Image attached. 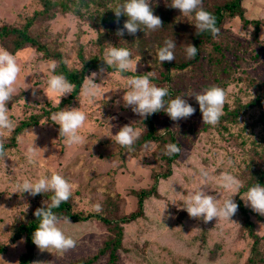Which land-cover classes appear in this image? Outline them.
Masks as SVG:
<instances>
[{
	"label": "rangeland",
	"instance_id": "rangeland-1",
	"mask_svg": "<svg viewBox=\"0 0 264 264\" xmlns=\"http://www.w3.org/2000/svg\"><path fill=\"white\" fill-rule=\"evenodd\" d=\"M240 5L245 20L259 21L257 31L252 25L244 26L238 17L225 19L219 36L213 39L220 46L219 53L211 52L219 58L218 63L207 65L210 52L204 48L203 61L177 72L170 82L163 84L174 98L184 96L196 111L189 118L177 121L163 111L152 118L157 133L173 132L181 153L171 166L170 177L159 181L157 195L144 200L142 216L117 224L121 229L122 249L117 251L116 264H245L250 257L251 240L238 211L230 220L214 218L204 223L202 218H190L182 208L189 193L200 188L216 196L219 205L230 196L235 202L236 194L224 189L220 178L229 173L246 185L251 173L246 167L248 159L257 160V145L264 144V122L260 120L258 107L251 105L237 110L240 116L232 124H227L224 118L209 126L203 124L195 97L188 96L212 85L219 86L227 94L223 112L246 105L257 94L264 97V0H242ZM39 10V0H0V27L21 28ZM28 33L48 50L58 52L69 69L80 67L79 56L83 60L92 56L103 59L105 49L112 44L111 39L100 40L103 37L100 30L71 13L56 12L39 19L29 27ZM11 53L17 57L21 72L16 92L7 105L9 117L15 128L31 116L40 119L37 125L16 135L15 147L7 151L5 161L0 160V247L3 248L0 264H18L25 247L23 237L11 239L16 227L35 218V210L51 202V192L34 197L13 193L18 182L50 176L53 172L61 174L75 186L67 201L70 213L81 218L104 217L113 220V226L136 211V192L148 189L152 176L164 171V162L160 160L164 150L157 143H141L135 151L114 143L113 136L126 124H133L141 131L138 140L146 131V120L135 114L131 106L124 107L122 97L131 75L96 71L98 75L93 82L101 85L103 96L89 100L82 94L83 81L73 99L64 102L69 95L66 94L60 102L55 94L49 98L45 94L49 64L54 60L45 58L31 46ZM132 58L138 60L136 73H126H152L148 63L137 56ZM58 105L60 110L70 107L85 112V124L79 129L84 144L68 146L65 138L59 136V125L51 119L53 113L48 118L44 115ZM219 126L227 130L222 131ZM13 131H3L0 139L10 142ZM33 141L35 147L46 149L38 150L36 166L30 165L25 156ZM201 168L208 171L207 177L200 175ZM241 198L244 194L239 199L249 210L248 219L260 237L259 249L264 259V216L245 206ZM96 205L101 206L100 212L95 211ZM57 226L76 241V247L59 252L52 248L40 250L35 245L29 264H73L90 259L112 235L103 221L93 217L70 223L60 219ZM107 260L106 254L99 255L92 264H109Z\"/></svg>",
	"mask_w": 264,
	"mask_h": 264
},
{
	"label": "clouds",
	"instance_id": "clouds-1",
	"mask_svg": "<svg viewBox=\"0 0 264 264\" xmlns=\"http://www.w3.org/2000/svg\"><path fill=\"white\" fill-rule=\"evenodd\" d=\"M168 6L178 9L182 16L194 18L195 23L193 25L197 35L203 32H210L213 38L219 36L220 29L216 26V17L203 8V0H170ZM109 9L114 12L117 20L122 15L127 17L123 28L116 33L118 36H123L125 30L129 35L134 36L138 30H142L147 34V32H154L163 27L161 18L153 13L151 0H117L114 7L109 5ZM175 48L174 39L164 41V45L159 47L156 52L160 64L165 61L171 62L175 60ZM184 52L187 59H192L197 55L198 49L189 43L185 45ZM102 61L105 62L108 68H114L120 73L128 71L136 73L138 60H133L132 53L127 48L109 44V47L105 49ZM56 68L57 63L55 61L50 62L47 92L45 94L48 98L49 95L55 94L60 97L61 102V97L71 94L75 86L63 74H55ZM104 71L105 69L103 68L99 70L100 73ZM20 72L21 66L17 61V57L7 49L0 47V136H2L3 131L11 132L16 126L9 117L7 105L16 92L15 85ZM97 75V72H93L90 76H86L82 85V94L88 97L89 100L104 94L100 91L101 85L93 82ZM150 76L151 72L143 75L136 74L127 78L126 91L122 97L124 107L131 106L132 111L142 119L163 111L170 119L177 121L187 119L195 113L196 109L183 98L184 96H176L166 102L165 97L169 95V89L167 87H158L152 83ZM33 95H35V92ZM188 96H194L198 102L203 124L215 126L219 123L227 102V94L223 88L212 85L203 92H196ZM117 104H119V101H117ZM51 119L55 124L59 125V136L65 138L68 146L85 143L84 137L79 131L86 121L84 111L79 108L65 107L59 112L53 113ZM160 132H163V130ZM140 135L141 131L134 128L133 124H126L120 127L119 131L113 136L114 143L131 151L133 150L132 146L140 138ZM34 141L27 148L25 156L30 165L36 166L38 164V150L46 151V149L35 147ZM180 153L181 147L178 144L169 143L166 145L165 155L172 156ZM7 157L8 152L4 147V141L0 139V160L5 161ZM208 174L206 169H200L201 176L207 177ZM220 179L221 186L234 194L238 193L239 189L243 187L242 181L229 173H225ZM74 187L65 177L55 172L50 176L42 175L34 180L24 179L15 185L13 193L21 195L28 193L34 197L37 194L52 193L51 202L44 207L37 208L34 213L37 220H39V224L32 234V242L38 249L47 250L52 248L59 252H67L76 247V241L66 236L57 226L60 217L53 211V209L59 208L62 203L67 202L71 198ZM241 199L244 200L245 206L264 216V186L255 183L247 189L244 198ZM183 203L184 207L182 208L186 210L190 218H202L204 223H209L214 218L217 220H230L239 208L238 204L234 202L233 196L225 199L223 204L219 205L217 197L208 194L204 188L189 193ZM95 211L100 212L101 206L96 205ZM64 219L70 223L68 217Z\"/></svg>",
	"mask_w": 264,
	"mask_h": 264
},
{
	"label": "trees",
	"instance_id": "trees-1",
	"mask_svg": "<svg viewBox=\"0 0 264 264\" xmlns=\"http://www.w3.org/2000/svg\"><path fill=\"white\" fill-rule=\"evenodd\" d=\"M242 0H203V8L212 13L216 17V26L220 29L222 23L227 18L238 17L244 26L252 25L254 30L257 31L259 21L258 20H245L243 18V8L240 3ZM41 5V10L34 12L32 16L26 21L23 27H0V42L3 48H6L10 52L19 50L25 46H31L35 48L36 51L41 52L45 58L53 59L57 63V68L55 69V74H63L69 82H71L75 87L71 94H69L64 102H69L78 93L87 73L89 71H99L101 68L106 71L112 72L116 71L114 68H108L101 58L92 56L86 60L81 59L79 56L80 67L67 68L64 64L61 55L58 52L50 51L45 44L40 43L36 38L32 37L28 33V29L33 25L34 22L42 19L44 17H49L50 15L60 12V13H71L74 16L86 21L91 28L100 30V34L104 37H100V40H105L106 38L112 40L113 46L127 48L131 51L132 56L140 57L142 61L150 65L152 71L150 79L151 82L158 87H166L164 83L170 82L173 75H178L177 72L192 68L199 61H203V49L206 48L210 52L208 54L207 65L212 63H218L219 58L215 55H211V52L219 53L220 46L219 43L213 41V36L210 32H203L199 35L196 34L194 18L182 16L178 9L169 7L170 0H151V6L153 8V13L159 16L162 20L163 27L154 32H143L138 30L137 33L129 35L125 30L123 36H118L116 33L119 29L123 28L124 22L127 20L126 16H120L117 20L114 12L109 9V5L115 6L117 0H55L51 2L50 0H39ZM143 28V26H141ZM146 31V30H145ZM168 39H174L176 43V48L174 50L175 60L171 62H163L160 64L156 52L159 47L164 45V41ZM191 43L198 49L197 55L192 59H187L184 47ZM221 57V56H219ZM120 73V72H118ZM122 75H136L130 73H120ZM143 75V74H137ZM174 94L169 90V95L165 97V100L173 99ZM251 105L256 106L260 109V120L264 122V97L261 94H257L251 102L244 106H236L235 109L225 111L221 119L227 121L228 123H234L239 117L240 113L237 110L242 108L246 109ZM60 105L52 107L48 111L44 112V115L48 118L52 113H56L60 110ZM243 109V110H244ZM161 112L154 113L148 116L146 120V131L142 135L141 139L136 141L132 146L135 151L138 149L139 144L144 142H155L157 145L164 150L161 153L160 160L164 162V171L152 176V184L148 189H141L136 192V205L137 209L135 212L130 213L126 217H122L118 223L113 226V220L99 217L97 215L86 216L81 218L78 215L70 213L68 202L62 203L59 208L53 209L60 219L65 217L69 218V221L77 222L88 219V217H93L95 219H100L103 223L108 226V230L112 235L110 238L104 242L103 247L98 250V252L90 259L78 260L73 264H92L99 255H107V262L109 264H116L117 261V251L122 249L121 245V229L117 224H126L142 216V205L144 200L149 197H155L157 195V185L160 180H165L171 175V166H174L179 155L168 156L165 155L166 145L169 143H176L174 139V134L172 131H164L163 133H157L152 122V118L157 116ZM38 116H31L28 121L20 122L18 126L12 132L10 137V142L4 143L5 149L8 151L10 148L15 147V137L22 130L35 126L38 123ZM221 121V120H220ZM219 121V122H220ZM222 131H226L227 128L220 127ZM179 145V144H178ZM258 151L255 152L257 160L249 157L247 162V168L250 173V181L239 189V192L235 195V203L238 204V212L242 217V226L244 227L247 236L251 240L250 246V257L245 261V264H264V259L262 253L259 249L260 237L255 233L253 229V224L248 219L249 210L246 209L239 196L245 194L247 189L253 186L255 183H259L264 186V144L257 145ZM65 220V219H64ZM39 220L33 218L25 224H19L16 227V231L12 236V240H17L20 237L24 239L25 252L18 258V264H29L32 261L35 244L32 242V234L36 227H38ZM3 248L0 247V252ZM257 257V259H254Z\"/></svg>",
	"mask_w": 264,
	"mask_h": 264
}]
</instances>
